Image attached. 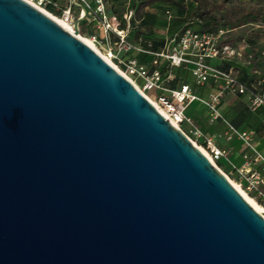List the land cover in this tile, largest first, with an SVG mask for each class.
Returning <instances> with one entry per match:
<instances>
[{"label":"water","instance_id":"obj_1","mask_svg":"<svg viewBox=\"0 0 264 264\" xmlns=\"http://www.w3.org/2000/svg\"><path fill=\"white\" fill-rule=\"evenodd\" d=\"M76 34L0 0V264H264V217Z\"/></svg>","mask_w":264,"mask_h":264},{"label":"built area","instance_id":"obj_2","mask_svg":"<svg viewBox=\"0 0 264 264\" xmlns=\"http://www.w3.org/2000/svg\"><path fill=\"white\" fill-rule=\"evenodd\" d=\"M24 1L42 12L50 3V0ZM132 15L133 9L124 11L122 21L125 28H121L119 20L108 14L105 0H67L58 17L61 23L72 28V33L73 30L76 32L78 22L82 21L88 33L85 34L87 40L97 48V51L93 50L131 82L166 120L180 129L197 148H201L209 156L207 159L228 179L229 176L220 166L227 149L217 147L211 137L193 126L187 110L192 103L198 102L205 108L209 124L222 122L226 128L225 140L230 142L236 138L242 147V164H230L238 181L234 183L264 210V157L252 143V133L236 129L220 110L222 99L227 94L242 97L251 111L264 109V79L248 84L234 68L221 69L209 63L211 59L231 60L240 57V52L233 47L219 45L223 31L211 34L186 29L173 46L170 47V44L174 40L159 53L147 51L127 41ZM139 54L151 55V62H139L134 56ZM176 68L186 69L192 84L201 87L211 83L215 90L206 97H200L192 92L190 85H176L173 74Z\"/></svg>","mask_w":264,"mask_h":264},{"label":"trees","instance_id":"obj_3","mask_svg":"<svg viewBox=\"0 0 264 264\" xmlns=\"http://www.w3.org/2000/svg\"><path fill=\"white\" fill-rule=\"evenodd\" d=\"M108 2L107 12L114 16L120 22L121 28H125L123 21L120 19L117 6L122 0H105ZM164 6V15L170 17L175 12L184 13L189 9L193 10L190 21H182L184 25L178 34L173 37L174 45L178 37L186 30L191 29L197 33L215 34L223 31L224 34L219 40L220 46L234 47L240 41H244L249 47H257L258 42L264 37V0H260L253 5L241 3L236 0H133V15L129 27L132 29L130 36L127 35V41L143 47L150 52L159 53L165 47H154L149 41L143 40L144 29L148 25L146 12L153 6ZM111 8L110 10L108 8ZM49 12L60 14L59 8L53 5V1L45 7ZM45 11V10H44ZM239 30V33H235ZM76 32L88 34L82 21L78 22ZM132 41H131V40ZM171 40V41H172ZM139 61L149 64L152 60L151 55L139 54ZM146 57L148 59L146 60ZM233 68V67H232ZM228 69V68H227ZM174 83H190V75L184 69H177L174 73Z\"/></svg>","mask_w":264,"mask_h":264},{"label":"crops","instance_id":"obj_4","mask_svg":"<svg viewBox=\"0 0 264 264\" xmlns=\"http://www.w3.org/2000/svg\"><path fill=\"white\" fill-rule=\"evenodd\" d=\"M53 5L56 6V10L59 8H64L67 4V0H52ZM92 2L93 0H87ZM108 5V2L106 3ZM237 45V44H236ZM260 41L258 46L254 47L255 50H259ZM249 47L247 43L234 46L236 51ZM252 48V47H251ZM240 52V51H239ZM138 60L141 58L140 55H134ZM252 55H249V59ZM148 57H146V60ZM140 62V61H139ZM240 57L233 58L231 60H221V59H211L210 64H213L221 69H227L233 67L240 74L241 79L248 84L258 83L264 79V75H261L258 71L254 69V64H252V59L247 60L244 63ZM142 63V62H141ZM145 64V63H144ZM180 68L173 69V73ZM182 69V68H181ZM188 72L186 69H184ZM190 75V73L188 72ZM258 75V76H257ZM176 85H181L185 83H175ZM190 85L192 92L200 97H206L212 93L215 88L211 83L205 84L204 86H196L192 84V78L190 76ZM221 113L223 117L229 121L236 129L240 131H249L252 133L251 140L255 145L256 149L264 157V109H258L256 111H251L244 99L239 96L227 94L224 96L220 106ZM187 115L193 126L199 128L207 137H211L215 142V145L222 149H227V155L225 158L221 159L220 166L230 168V164L239 166L242 164V147L238 139L233 138L232 141L227 142L224 138L226 128L222 122H217L215 124H209L207 122V113L205 108L198 102L192 103V105L187 110ZM188 127V126H186Z\"/></svg>","mask_w":264,"mask_h":264},{"label":"rangeland","instance_id":"obj_5","mask_svg":"<svg viewBox=\"0 0 264 264\" xmlns=\"http://www.w3.org/2000/svg\"><path fill=\"white\" fill-rule=\"evenodd\" d=\"M241 3L248 4L249 6L253 5L254 3L260 1V0H236ZM133 9V0H122L121 4H118L117 11L120 15V19L122 20V15L126 9ZM111 9L110 7L108 8ZM45 13L51 18L55 20H59V14H55L52 12L47 11L46 9ZM193 10L189 9L188 11L184 13L179 12H173L170 17H166L164 15V6H153L149 8L146 12V19L148 21L147 27L144 29V35L142 36L143 40L149 41L154 47L158 48L165 47L167 48L168 45L171 43V40L174 36H176L181 29V27L184 25L182 21H190L192 19ZM72 31V29L70 28ZM132 29L129 27L127 29V35L132 38L130 31ZM75 33V31L73 30ZM133 32V31H131ZM235 33H239V30ZM77 37H79L81 40L85 39L87 40V37L85 34L77 33ZM131 40V39H130ZM132 41V40H131ZM246 42L240 41L237 43V45L245 44ZM236 45V47H237ZM96 48V47H95ZM259 50H255L254 48L247 47L245 48V51L242 49H239L240 51V59L243 60L244 63L247 60L249 61V55H252V64H254V69L258 71L261 75H264V37L260 40V46ZM95 50V49H94ZM97 50V49H96ZM102 54L104 52L100 50ZM258 76V75H257ZM198 144H201L200 141H197ZM221 170L229 176V180L231 181L232 185L236 182L238 183L235 175H233L231 167H221ZM235 182V183H234ZM236 185V184H235ZM237 186V185H236ZM239 188V187H238ZM241 191L242 189L239 188ZM243 192V191H242ZM240 193V192H239ZM244 193V192H243ZM245 194V193H244ZM246 195V194H245ZM251 198L250 196H248ZM257 205L261 207V205L253 198H251ZM263 214H264V210Z\"/></svg>","mask_w":264,"mask_h":264},{"label":"bare ground","instance_id":"obj_6","mask_svg":"<svg viewBox=\"0 0 264 264\" xmlns=\"http://www.w3.org/2000/svg\"><path fill=\"white\" fill-rule=\"evenodd\" d=\"M43 13H45V11H43ZM46 14V13H45ZM47 15V14H46ZM49 16V15H48ZM51 18V16H49ZM53 19V18H51ZM54 21H56L59 25H61L62 27H64L65 29H67L69 32L72 33V31L70 30L71 27L67 26V25H64L63 23L60 22V20H55L53 19ZM72 29V28H71ZM80 39V38H79ZM81 40V39H80ZM81 41H83L84 43H86L87 45H89L92 49H95V51H97L95 48V46L89 41V40H85V39H82ZM109 62V61H108ZM201 152L206 156L208 157L209 159V156L200 148ZM229 179V178H228ZM230 181V180H229ZM231 182V181H230ZM233 186L240 192V194L246 199V201L260 214L264 217V214H263V209H261L257 203H255L251 198H249L247 195H245L239 188L238 186H236L235 184H233Z\"/></svg>","mask_w":264,"mask_h":264}]
</instances>
